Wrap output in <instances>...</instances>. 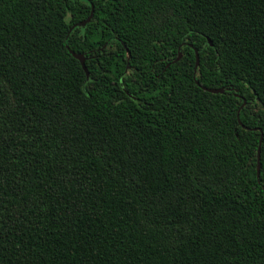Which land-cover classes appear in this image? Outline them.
I'll list each match as a JSON object with an SVG mask.
<instances>
[{"label":"trees","instance_id":"1","mask_svg":"<svg viewBox=\"0 0 264 264\" xmlns=\"http://www.w3.org/2000/svg\"><path fill=\"white\" fill-rule=\"evenodd\" d=\"M0 264H264V0H0Z\"/></svg>","mask_w":264,"mask_h":264},{"label":"water","instance_id":"2","mask_svg":"<svg viewBox=\"0 0 264 264\" xmlns=\"http://www.w3.org/2000/svg\"><path fill=\"white\" fill-rule=\"evenodd\" d=\"M91 13H92V12H90L89 15H88V16H87L82 22L79 23V25H83L84 23L88 22L89 19H90V17H91ZM74 56H75L78 60H80V62H82V57H81L80 55L74 54ZM194 58H195V61H194V68H195L196 65H197V62H198L197 52H196L195 50H194ZM202 88H203L204 90H207V91H210V92H214V93L222 91L221 89H208V88H205V87H202ZM243 102H244V101H243ZM260 138H261V136H260ZM260 138H259V142H260ZM257 159H258V153H257Z\"/></svg>","mask_w":264,"mask_h":264}]
</instances>
